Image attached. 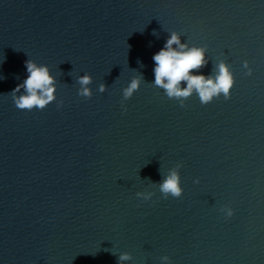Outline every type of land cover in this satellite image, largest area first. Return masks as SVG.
I'll return each instance as SVG.
<instances>
[{
	"label": "water",
	"instance_id": "water-1",
	"mask_svg": "<svg viewBox=\"0 0 264 264\" xmlns=\"http://www.w3.org/2000/svg\"><path fill=\"white\" fill-rule=\"evenodd\" d=\"M173 31L206 48L193 75L229 66V99L193 93L181 106L154 86L153 55ZM29 59L56 78L43 110L10 93ZM84 74L91 98L78 94ZM178 163L183 193L165 198L159 183ZM122 253L123 264H264V0H0V264Z\"/></svg>",
	"mask_w": 264,
	"mask_h": 264
},
{
	"label": "clouds",
	"instance_id": "clouds-1",
	"mask_svg": "<svg viewBox=\"0 0 264 264\" xmlns=\"http://www.w3.org/2000/svg\"><path fill=\"white\" fill-rule=\"evenodd\" d=\"M153 35H157V33L153 31ZM173 45L176 47L174 48ZM205 52L206 48H189L187 44L181 43L180 34L173 31L164 47L153 55L154 86L162 88L168 98L178 100L181 106H184V101L193 93H196L200 102L205 105L221 94L225 100L229 99L235 81L233 73L225 62L219 63L218 72L214 77L192 74L194 70L201 69L206 65ZM25 66L28 73L27 78L10 92L11 96L18 109L37 108L43 110L56 100V78L50 74L46 65H37L29 59L25 62ZM244 67L248 68L247 61L244 62ZM251 71L249 68L247 74L251 75ZM142 79V76L131 79L129 85L123 89L125 100L131 98L140 88ZM78 83L80 84L78 94L91 98L92 91L88 85L92 83V77L84 74L78 78ZM182 84H186V86L182 87ZM105 90L106 85L100 84L99 91L103 93ZM18 93L19 95H17ZM181 166L178 163L159 183V190L165 198L169 195L179 198L182 195L183 189L179 174ZM136 195L148 200L151 199L153 193L137 192ZM222 211H226L229 217L233 215L231 208L222 209ZM130 259L131 256L128 253H122L119 256L120 264ZM161 259L163 262H167L169 257L164 256Z\"/></svg>",
	"mask_w": 264,
	"mask_h": 264
}]
</instances>
